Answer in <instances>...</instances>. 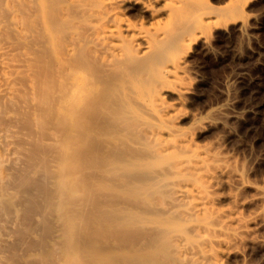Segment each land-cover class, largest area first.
Returning <instances> with one entry per match:
<instances>
[{
    "label": "bare ground",
    "instance_id": "bare-ground-1",
    "mask_svg": "<svg viewBox=\"0 0 264 264\" xmlns=\"http://www.w3.org/2000/svg\"><path fill=\"white\" fill-rule=\"evenodd\" d=\"M257 2L0 0V264L241 257L261 231L264 186L233 130L259 110L230 95L242 70L228 99L189 110L188 79L203 69L187 49L230 23L257 31ZM213 128L225 134L201 141Z\"/></svg>",
    "mask_w": 264,
    "mask_h": 264
},
{
    "label": "rangeland",
    "instance_id": "rangeland-1",
    "mask_svg": "<svg viewBox=\"0 0 264 264\" xmlns=\"http://www.w3.org/2000/svg\"><path fill=\"white\" fill-rule=\"evenodd\" d=\"M257 1L254 0V2ZM258 2L253 3L254 8H251V12L253 13V15H256H254L255 20L253 22L249 21L247 23L248 28L251 26L255 30H257H254V33H249L250 36L244 35L239 30V28H236L233 23H230L227 27H223L222 29H220L221 31L219 30L217 31V33L215 32L211 34L212 36L209 35L208 42L212 45H209L207 47L204 44H197L196 46L191 47L193 49H187V51L189 50L192 53L191 54L189 52V55L192 57L191 62L194 61L192 63V66L197 70L201 69V72L203 69L202 74L204 75L202 76V74L199 73L201 76H199V74L198 76L201 78H199L197 75H194L191 76L190 79H188L187 83H189L190 86L192 84V89L194 91H192L193 94H191L190 96H196L193 97L194 99L189 96L188 99H186L188 100L186 101V103L189 106V110H198L197 112L206 114L209 113L212 108L219 105L220 102L222 103L224 99H228V97H230L231 95V97H236V99L242 104L251 103L258 108L259 115L256 118L254 117V119L250 118L251 121H254V126L248 128V123H246V121L243 127L235 128V130H233L234 133H232L233 135H236V138L238 140L235 138L234 140H232V142L236 141L237 144L240 140L242 145H240V143L238 144L242 146V148L247 146V149L245 148L246 151H250L255 157L259 158H257L255 162L248 164V162L246 161V163L243 162L244 152H241L242 150H240L239 152L237 151L238 153L236 154V159L239 160V166H241L242 162L246 166L247 172H245L247 173V176L250 175L249 179L254 183H259L260 185L264 186V157L261 156L262 152L264 151V61H262L264 60V0H260ZM247 14H249V12H247ZM240 22L242 23L241 20L239 21V23ZM241 50H243L244 52ZM236 69L238 71H236ZM241 70L242 72H240ZM234 72H240L246 75L242 76L244 77V79L246 78L248 82H246V80L245 82H243L247 86L244 84L240 85V83H235V85L232 87L234 90H232L229 95L228 90H226L225 88V83ZM247 78H249V80ZM240 82H242V79H240ZM251 87L252 89H250ZM188 126L189 124L187 122L183 123V127ZM210 132L214 134L212 135ZM209 133L212 136H210ZM218 134L224 135V129L219 131V128H213V130H209L208 134L204 136L202 140H200H209V138L218 136ZM230 142L228 144L230 146L235 144L234 142V144H230ZM241 154L243 155V157ZM239 156L240 158H238ZM97 157L98 162L99 159L100 162L104 161L103 159H105L103 153L97 154ZM93 165L96 166V163ZM252 193V191H247V193L245 192V194L247 195H251ZM95 196L97 198L99 194L96 192L94 197ZM253 237L254 238L252 239V241L246 242L244 246H242L241 257L237 258L236 260H231L230 262L228 261L226 263L264 264V216L261 221L260 233L255 234Z\"/></svg>",
    "mask_w": 264,
    "mask_h": 264
}]
</instances>
